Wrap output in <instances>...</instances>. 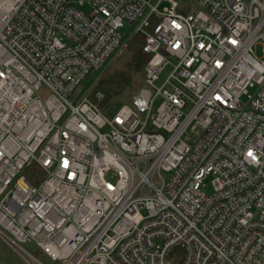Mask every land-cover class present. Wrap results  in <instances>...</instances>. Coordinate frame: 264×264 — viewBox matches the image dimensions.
I'll list each match as a JSON object with an SVG mask.
<instances>
[{"label": "built area", "instance_id": "built-area-1", "mask_svg": "<svg viewBox=\"0 0 264 264\" xmlns=\"http://www.w3.org/2000/svg\"><path fill=\"white\" fill-rule=\"evenodd\" d=\"M126 24L150 58L108 115L77 88ZM0 238L27 264H264V0H0Z\"/></svg>", "mask_w": 264, "mask_h": 264}, {"label": "trees", "instance_id": "trees-1", "mask_svg": "<svg viewBox=\"0 0 264 264\" xmlns=\"http://www.w3.org/2000/svg\"><path fill=\"white\" fill-rule=\"evenodd\" d=\"M144 43V35L139 33L133 35L124 48L123 64L100 77L95 90L89 96L94 99L95 92L98 90L105 93L106 99L133 96L138 92L144 84V69L150 58V54L143 50ZM27 174L32 182L38 183L40 176L42 178L44 173L35 164L28 169Z\"/></svg>", "mask_w": 264, "mask_h": 264}, {"label": "rangeland", "instance_id": "rangeland-1", "mask_svg": "<svg viewBox=\"0 0 264 264\" xmlns=\"http://www.w3.org/2000/svg\"><path fill=\"white\" fill-rule=\"evenodd\" d=\"M186 2H189V0H185ZM83 9L86 12L91 11V6L86 5L83 7ZM122 33L124 34V39H129L131 37V30L129 24H126L125 27L121 29ZM126 47V44L123 45L119 50H116L113 55L107 60L104 67L98 71H94L82 81V83L77 88V91L81 94H90L95 90L96 84L100 77L104 76L108 71H112L115 67L121 66L123 63V55L125 53L124 48ZM258 52L261 54V45L258 46ZM132 98V95L126 96L123 98H112V99H106V101L103 102L102 108L104 112L108 115L114 114L120 106L130 100ZM212 176L210 175L206 182L207 186L205 187V190L209 193L212 192V185H211ZM26 247L29 248L35 255L39 256L43 259L41 256L42 252L36 248L32 244H26ZM0 264H27L22 257H20L14 250H12L4 240L0 238Z\"/></svg>", "mask_w": 264, "mask_h": 264}, {"label": "snow or ice", "instance_id": "snow-or-ice-1", "mask_svg": "<svg viewBox=\"0 0 264 264\" xmlns=\"http://www.w3.org/2000/svg\"><path fill=\"white\" fill-rule=\"evenodd\" d=\"M249 155H251V153H249Z\"/></svg>", "mask_w": 264, "mask_h": 264}, {"label": "bare ground", "instance_id": "bare-ground-1", "mask_svg": "<svg viewBox=\"0 0 264 264\" xmlns=\"http://www.w3.org/2000/svg\"><path fill=\"white\" fill-rule=\"evenodd\" d=\"M106 101V100H105Z\"/></svg>", "mask_w": 264, "mask_h": 264}]
</instances>
